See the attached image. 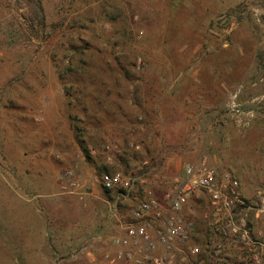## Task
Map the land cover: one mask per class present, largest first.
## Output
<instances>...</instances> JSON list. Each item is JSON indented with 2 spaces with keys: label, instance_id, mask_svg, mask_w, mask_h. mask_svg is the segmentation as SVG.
Segmentation results:
<instances>
[{
  "label": "rangeland",
  "instance_id": "rangeland-1",
  "mask_svg": "<svg viewBox=\"0 0 264 264\" xmlns=\"http://www.w3.org/2000/svg\"><path fill=\"white\" fill-rule=\"evenodd\" d=\"M202 158L237 180L255 243L199 201L168 264H264V0H0V264H137L113 242L135 199L100 175L161 195Z\"/></svg>",
  "mask_w": 264,
  "mask_h": 264
},
{
  "label": "built area",
  "instance_id": "built-area-1",
  "mask_svg": "<svg viewBox=\"0 0 264 264\" xmlns=\"http://www.w3.org/2000/svg\"><path fill=\"white\" fill-rule=\"evenodd\" d=\"M101 148L110 155L119 154L120 151L118 145L113 143L104 144ZM144 181L141 175L121 171L103 173L99 177L102 190L116 203L135 199L134 207L129 210L128 221L120 222L119 228L123 230L124 238L113 241L121 249L127 241L137 245L136 251H123L127 260L137 264L143 260L150 264H168L173 261L178 244L184 245L185 240L189 239L190 223L183 213H189L191 204L199 201L204 202L205 206L203 221L216 235L255 243L239 217L245 204L237 180L229 174L219 177L205 158L196 163L183 164L180 173L171 179L161 195L145 191ZM67 188L71 193L80 194L78 182L70 171L65 173L62 184V189ZM137 193L143 194V198L136 199ZM186 250L190 254L196 251L191 246H187ZM156 253L162 256H154ZM135 255L140 259H133ZM109 264L121 262L111 258Z\"/></svg>",
  "mask_w": 264,
  "mask_h": 264
}]
</instances>
